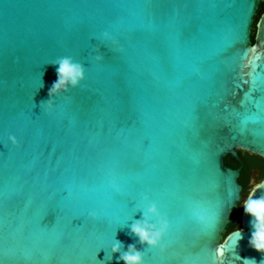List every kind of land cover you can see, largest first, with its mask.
<instances>
[{"label":"water","instance_id":"obj_1","mask_svg":"<svg viewBox=\"0 0 264 264\" xmlns=\"http://www.w3.org/2000/svg\"><path fill=\"white\" fill-rule=\"evenodd\" d=\"M263 2L0 0V264H123L116 239L144 264H212L221 209L211 247L240 224L231 264H261L243 206L264 178L243 199L224 158L264 159ZM61 57L85 78L44 110ZM153 203L155 249L129 234Z\"/></svg>","mask_w":264,"mask_h":264},{"label":"clouds","instance_id":"obj_2","mask_svg":"<svg viewBox=\"0 0 264 264\" xmlns=\"http://www.w3.org/2000/svg\"><path fill=\"white\" fill-rule=\"evenodd\" d=\"M105 39H107V36ZM97 52H99V49H97ZM96 58L97 60H102L103 57L98 55ZM52 65L57 66V80L49 89L48 99L40 102L39 106L44 108V110L53 109L57 97L68 92L70 88L75 89L78 87L80 82L85 78L83 65L75 62L71 57H61ZM9 141L12 145H17V140L14 136H10ZM243 210L246 215L252 218L251 226L253 231L249 244L254 250L264 255V196H255L252 199L247 198L244 202ZM141 212V218L134 220L130 224L129 234L137 237L141 246L155 249L160 245L163 236L169 228V224L166 219L161 217L154 203ZM236 232H239L240 240L242 232L240 229ZM239 240H237L236 247ZM225 242H222V245ZM122 246H124L122 242L116 239V243L111 248L112 255L119 253L118 259L123 261V264H144V254L141 250L137 249L135 244L128 245L126 251H122ZM244 260L256 264L255 259ZM261 264H264V261H261Z\"/></svg>","mask_w":264,"mask_h":264},{"label":"snow or ice","instance_id":"obj_3","mask_svg":"<svg viewBox=\"0 0 264 264\" xmlns=\"http://www.w3.org/2000/svg\"><path fill=\"white\" fill-rule=\"evenodd\" d=\"M244 58H247L248 53H243ZM259 56H255L254 59L250 62L255 67V60H258ZM253 82H255V77L253 76ZM260 189H264V181L260 184H257L253 189L252 192L249 194L248 198L252 199L256 194L259 193V196H264V191H258ZM224 210L221 209V212L218 215L217 224L212 229V231L204 233L201 235L202 246L200 248L201 254L210 258L212 260V264H231L233 259L239 258L236 253V243L239 240V232H234L232 236L222 245H216L215 248L211 247V241L215 238V235L219 229V224L222 221ZM235 238V239H232ZM232 240L231 246H229V240ZM241 264H252L251 261L242 260Z\"/></svg>","mask_w":264,"mask_h":264},{"label":"trees","instance_id":"obj_4","mask_svg":"<svg viewBox=\"0 0 264 264\" xmlns=\"http://www.w3.org/2000/svg\"><path fill=\"white\" fill-rule=\"evenodd\" d=\"M263 12H264V2L261 3V5L259 6L258 13H257V16L255 18V22L258 20L259 16ZM254 33H255V25H254L253 33H252V41L253 42H254ZM238 155H239V157H241V161H238L237 159H234V158L228 156V157L224 158V164L227 167L237 169V168L241 167L242 162H244V165L242 166L241 175H240L238 182L243 188L242 196H243V199H245L247 197L250 189H251L250 176H249V172H250L249 165H251V166H263V159L258 157V156L252 155V154L247 153V152H242V151H238ZM260 178H262V179L264 178V169H263V172H262ZM239 228H240V224L230 225L227 233H230V232H232L236 229H239Z\"/></svg>","mask_w":264,"mask_h":264},{"label":"flooded vegetation","instance_id":"obj_5","mask_svg":"<svg viewBox=\"0 0 264 264\" xmlns=\"http://www.w3.org/2000/svg\"><path fill=\"white\" fill-rule=\"evenodd\" d=\"M237 160L241 161V157H239V159H237ZM243 165H244V162H242V166ZM242 166H241V169H242ZM249 168H250L249 176H250V183H251L253 177H255V179L260 178V176L263 172V169H264V159H263V166H251V165H249Z\"/></svg>","mask_w":264,"mask_h":264},{"label":"rangeland","instance_id":"obj_6","mask_svg":"<svg viewBox=\"0 0 264 264\" xmlns=\"http://www.w3.org/2000/svg\"><path fill=\"white\" fill-rule=\"evenodd\" d=\"M252 180H256V181H261L262 180V178H258V179H255V177H253V179ZM250 186L252 187V184H250Z\"/></svg>","mask_w":264,"mask_h":264}]
</instances>
